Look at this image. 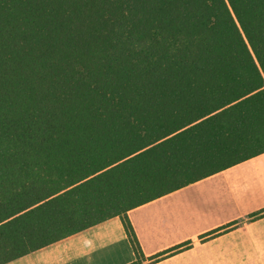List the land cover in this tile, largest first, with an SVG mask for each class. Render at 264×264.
<instances>
[{
	"label": "trees",
	"instance_id": "trees-1",
	"mask_svg": "<svg viewBox=\"0 0 264 264\" xmlns=\"http://www.w3.org/2000/svg\"><path fill=\"white\" fill-rule=\"evenodd\" d=\"M262 152L264 0H0V264Z\"/></svg>",
	"mask_w": 264,
	"mask_h": 264
},
{
	"label": "crops",
	"instance_id": "crops-1",
	"mask_svg": "<svg viewBox=\"0 0 264 264\" xmlns=\"http://www.w3.org/2000/svg\"><path fill=\"white\" fill-rule=\"evenodd\" d=\"M256 214V215H255ZM5 264H264V152Z\"/></svg>",
	"mask_w": 264,
	"mask_h": 264
}]
</instances>
